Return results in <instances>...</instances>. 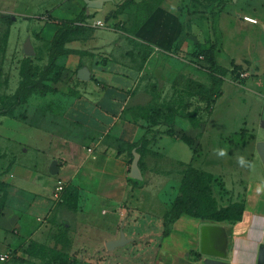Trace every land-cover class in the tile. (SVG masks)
Returning a JSON list of instances; mask_svg holds the SVG:
<instances>
[{
	"label": "crops",
	"instance_id": "obj_1",
	"mask_svg": "<svg viewBox=\"0 0 264 264\" xmlns=\"http://www.w3.org/2000/svg\"><path fill=\"white\" fill-rule=\"evenodd\" d=\"M47 1L52 8L57 3L55 10L65 18L84 7L80 0ZM34 2L12 4L27 17L35 12ZM57 28L45 29L43 36L52 39ZM188 30L180 14L157 6L133 34L139 46L127 33L110 30L111 40L100 43L101 57L84 53L68 59L77 65L76 75L72 87L58 93V121L41 124L0 115V254H9L0 264H68L72 258L78 264H206L205 224L220 225L226 233L224 264H264V180L250 188L241 219L212 222L181 215L167 233L163 216L148 214L135 202L141 190L129 180V147L145 133L135 115L148 96L144 74L163 52L186 49ZM263 32H247L239 58L250 57L264 73V45L256 38ZM216 57L221 65L217 50ZM80 68L89 71V79L78 77ZM54 161L56 174L50 171ZM59 179L65 190L56 202ZM121 232L127 241L109 249L107 243Z\"/></svg>",
	"mask_w": 264,
	"mask_h": 264
},
{
	"label": "rangeland",
	"instance_id": "obj_2",
	"mask_svg": "<svg viewBox=\"0 0 264 264\" xmlns=\"http://www.w3.org/2000/svg\"><path fill=\"white\" fill-rule=\"evenodd\" d=\"M80 1V24L73 20L77 15H59L57 3L52 8L47 0H35V12L27 17L13 0L0 1V115L41 124L58 121V93L72 87L76 75L77 65L68 59L84 53L101 57L100 43L111 40L110 30L127 33L139 46L134 30L151 10L164 6L182 16L191 37L186 49L152 59L144 74L148 96L135 108L145 128L138 142L143 179L135 183L141 190L135 202L170 221L178 200L187 194L193 199L195 190L192 207H209L206 215L237 216L249 192L264 180L257 150L264 140V73L250 57L239 58L247 32L264 31V0H108L102 8ZM245 15L258 23L247 22ZM55 28L52 39L43 36L45 29ZM256 38L264 45V35ZM28 39L35 50L31 56L24 52ZM215 44L222 66L218 97L210 91L204 51Z\"/></svg>",
	"mask_w": 264,
	"mask_h": 264
},
{
	"label": "water",
	"instance_id": "obj_3",
	"mask_svg": "<svg viewBox=\"0 0 264 264\" xmlns=\"http://www.w3.org/2000/svg\"><path fill=\"white\" fill-rule=\"evenodd\" d=\"M108 0H84L88 8H102L104 3ZM236 1V0H234ZM24 52L26 55L31 56L35 54V50L31 44L30 39L24 44ZM78 77L80 79H89L90 74L86 68H80L78 70ZM257 150L259 156L264 164V140L257 143ZM133 159L129 171L130 177L141 180L143 179V173L140 167L141 153L135 148L133 149ZM51 173L56 174L57 162L54 161L50 168ZM127 241L124 232H121L119 239L111 240L107 243L109 249L114 248L117 245L124 244ZM227 251V238L224 229L217 224H205L202 226L201 231V252L207 256L206 264H224L220 258L226 255ZM262 259L264 262V247L262 249Z\"/></svg>",
	"mask_w": 264,
	"mask_h": 264
},
{
	"label": "trees",
	"instance_id": "obj_4",
	"mask_svg": "<svg viewBox=\"0 0 264 264\" xmlns=\"http://www.w3.org/2000/svg\"><path fill=\"white\" fill-rule=\"evenodd\" d=\"M153 10H151L147 14V16H145L140 21V23L138 24L136 29H138L140 27V25L143 24L147 20V18L151 15ZM81 15H82V11L73 20H75L76 22L78 21L77 23L80 24L81 21L79 19L81 18ZM135 30H134V32H135ZM54 44L55 43H53V46H54ZM204 51L205 52L208 51V54H209L208 57H207V60L209 62V68L208 69H209L210 76H211V78L213 80L212 86L210 88V91L213 92L216 97H218L219 93H220V90H221V86H222V79H221L222 66L219 64V62L217 60V57H216V44L213 45V47H211L210 49H204ZM134 148H136L142 154V152L140 150V143H138V142L137 143H133L131 145V149L130 150L132 151ZM131 156H132V159H133V156H134L133 152L131 153ZM200 174H201V178H203L205 176V173H203V172L200 173ZM129 180H131L133 182H137V179H134L132 177H129ZM196 198H197V193L194 190V198L193 199L187 194V196L185 198H183V199L181 198V199L178 200V202L175 205L174 213L171 216L170 221H166V219H165V227H166L165 233L168 232L170 223L175 221L181 215H188V216L199 218V219H203V220H207V218H211V219L217 220V222H221L220 220H222V219H228L227 221L239 220V219H241V217L243 215V212H244V208H242L239 211L238 215L235 216V217L234 216H229V215H223V216H216V215H211V214H207L206 215L204 213L205 212L204 210H207L209 207H206L205 209H204V207L202 205H201V207H195V208L192 207V202L193 201H197ZM3 205H4V203L2 201H0V215L2 213ZM220 212H223V211H220ZM66 263L72 264L71 262H68V261Z\"/></svg>",
	"mask_w": 264,
	"mask_h": 264
},
{
	"label": "built area",
	"instance_id": "obj_5",
	"mask_svg": "<svg viewBox=\"0 0 264 264\" xmlns=\"http://www.w3.org/2000/svg\"><path fill=\"white\" fill-rule=\"evenodd\" d=\"M244 20L252 22V23H257L258 22L257 18L249 16V15H245L244 16ZM96 24L97 25H103V22H102V20H98V21H96ZM240 77L244 78V77H246V74L245 73H240ZM64 190H65V183H64V181L62 179H59L58 182H57V188H56V190L53 193V199L56 202H59V201L62 200ZM8 258H9V254L8 253L0 254V260L1 261H6Z\"/></svg>",
	"mask_w": 264,
	"mask_h": 264
}]
</instances>
